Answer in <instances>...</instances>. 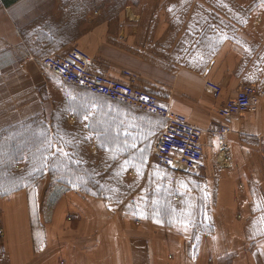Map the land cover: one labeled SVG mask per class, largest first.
<instances>
[{"label": "crops", "instance_id": "1", "mask_svg": "<svg viewBox=\"0 0 264 264\" xmlns=\"http://www.w3.org/2000/svg\"><path fill=\"white\" fill-rule=\"evenodd\" d=\"M70 1L0 0V131L42 112L40 95L59 80L40 59L64 56L81 46L92 57L94 70L117 79H127L125 72H131L137 87L155 93L194 125L207 131L231 128L203 138L200 172L208 168L218 175L207 177L212 204L205 217L209 224L202 229L209 234L192 242L199 230L195 222L187 229L159 222L135 224L130 214L112 209L103 199L73 191L63 192L48 207L54 193L42 185L36 193L38 223L33 224L26 190L0 197V264H264V102L255 113L231 118L218 113L243 84L264 87V31L238 33L237 42L223 33L220 40L215 33H204V50L220 54L198 68L181 64V33L172 30L179 19L144 14V8L167 7L170 1L116 2L123 9L120 14L90 17L88 31L77 11L85 8V1L77 0L80 4L73 3L72 10ZM195 48L194 42L188 51ZM134 112L143 120L96 130L94 137L101 138H94V145L113 154L126 143L127 150L117 154H123L120 166L126 168H141L143 149L142 168H153L159 165L154 146L166 121ZM82 127L76 122L77 129ZM144 134L150 135L147 141L138 139Z\"/></svg>", "mask_w": 264, "mask_h": 264}, {"label": "rangeland", "instance_id": "2", "mask_svg": "<svg viewBox=\"0 0 264 264\" xmlns=\"http://www.w3.org/2000/svg\"><path fill=\"white\" fill-rule=\"evenodd\" d=\"M84 1L85 8L77 11L79 17L81 13L84 18L85 31L91 28L93 19L90 17L103 18L120 14L123 10L114 4L123 0ZM130 1L140 5L145 1L162 0ZM168 1L171 3L167 7L152 5L143 11L147 16L162 14L179 19L172 30L181 33V64L203 68L212 55L220 54V51L204 50V33H215L218 40L221 39L220 33H223L231 42H237L238 33L264 31V0ZM73 3L80 4V1L71 0L70 10L75 9ZM94 23H98L97 18H94ZM151 27L149 25V31ZM168 31H171L170 28ZM194 42L198 46V49L195 48L197 51H188L189 47H194ZM234 52L242 51H230V55ZM55 76L59 81L49 84V93L40 95L42 112L0 131V197L9 196L19 187H24L22 190L28 192L34 211L33 224L38 223L36 193L42 185L48 188L50 194L54 193L48 197V207H52L55 198L63 192L73 191L84 197L103 199L112 209L130 214L135 224L139 221H159L168 227H184L176 221L191 203L193 207L189 219L199 229L193 233L191 241L198 242L209 234L202 228H206L205 223L209 224L205 217L212 201L208 194L207 177L218 176L214 170L206 168L200 173L191 174L181 168H166L160 164L153 168L120 166L123 154L112 159L113 154L108 152L107 147L100 149L94 145V138H97V142L101 138L94 137V132L107 131L111 127H129L126 125L129 121L138 124L143 120L133 114L138 109L93 94ZM68 121L74 126H68ZM76 122L85 127L77 129ZM102 131L95 134L99 135ZM149 138L148 134L138 135V139L147 141ZM48 141H51V147H48ZM58 148L68 156L57 151ZM156 171L163 174L159 180L154 175ZM181 181L188 184L190 191L180 187ZM157 185L161 186L160 192L156 191ZM153 200L159 201L158 205H153ZM2 234L3 230L0 237Z\"/></svg>", "mask_w": 264, "mask_h": 264}, {"label": "built area", "instance_id": "3", "mask_svg": "<svg viewBox=\"0 0 264 264\" xmlns=\"http://www.w3.org/2000/svg\"><path fill=\"white\" fill-rule=\"evenodd\" d=\"M40 63L72 85L164 119L166 126L154 148L157 161L166 168H181L191 174L199 172L205 159L204 136L208 132H231L228 126L207 131L194 125L187 115L173 110L155 93L137 87V76L129 71L125 72L127 79H117L94 70L92 57L81 48L76 47L64 56L46 55ZM263 102L264 87L257 82L245 83L220 106L218 113L223 118L255 113Z\"/></svg>", "mask_w": 264, "mask_h": 264}, {"label": "snow or ice", "instance_id": "4", "mask_svg": "<svg viewBox=\"0 0 264 264\" xmlns=\"http://www.w3.org/2000/svg\"><path fill=\"white\" fill-rule=\"evenodd\" d=\"M69 96H70V94H69ZM70 98H71V97H70ZM145 99H147V98L145 97ZM161 107H163V105H161ZM85 119H87V117H85ZM51 146H52L51 141H48V147H51ZM130 146L133 147V148H135L136 145H135V143H132ZM128 147H129V146H128L126 143H125V145H124L123 147H121V146L118 145L117 148L113 151L112 159H116V158H117V154H118L120 151H126ZM57 151H61V152H62V149L58 148ZM140 152H141V164H140V167L142 168V167H143V162L146 160V157L143 155V152H144L143 149H140ZM62 154H63L65 157L68 156V153H66V152H62ZM44 159L46 160L47 157H45ZM127 163H129V162H128V161H125V164H127ZM138 171H139V169H138ZM154 175H155L156 178L159 180V179L162 178V175H163V174H162L160 171H156V172L154 173ZM179 183H180V187H181V188H184V189H187V190L190 191V189L188 188V184H186V183L183 182V181H181V182H179ZM113 191H115V190H113ZM156 191H157V192H160V191H161V186H160V185H157ZM152 203H153V205H158L159 201H157V200H153ZM192 207H193L192 204L189 203V204H188V210L185 211V212H183V213H181V214H180V218H178L177 221H176L177 223H181V224H183V226H184L185 229H187L188 226H189V224L191 223V220H190L189 218H190L191 215H192V212H191V208H192ZM174 211H175V210L173 209V212H174ZM158 222H159V221H158Z\"/></svg>", "mask_w": 264, "mask_h": 264}, {"label": "trees", "instance_id": "5", "mask_svg": "<svg viewBox=\"0 0 264 264\" xmlns=\"http://www.w3.org/2000/svg\"><path fill=\"white\" fill-rule=\"evenodd\" d=\"M24 187H19L18 189H16L14 192L20 191L22 190Z\"/></svg>", "mask_w": 264, "mask_h": 264}]
</instances>
